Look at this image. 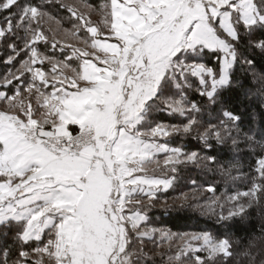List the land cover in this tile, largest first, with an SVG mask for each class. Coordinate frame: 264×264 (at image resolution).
<instances>
[{
    "label": "snow or ice",
    "instance_id": "6c2138e0",
    "mask_svg": "<svg viewBox=\"0 0 264 264\" xmlns=\"http://www.w3.org/2000/svg\"><path fill=\"white\" fill-rule=\"evenodd\" d=\"M0 48V264H264V0H0Z\"/></svg>",
    "mask_w": 264,
    "mask_h": 264
},
{
    "label": "trees",
    "instance_id": "16d2710c",
    "mask_svg": "<svg viewBox=\"0 0 264 264\" xmlns=\"http://www.w3.org/2000/svg\"><path fill=\"white\" fill-rule=\"evenodd\" d=\"M94 4H99L102 0H91ZM0 52H6V49L0 48ZM3 57H0L2 59ZM4 65L0 64V73L4 71ZM188 175H197L195 170H189ZM217 188L219 191H224L225 182L222 178L217 177ZM179 190L187 191L188 188L185 182H181ZM231 190V189H229ZM177 192L169 191L163 195L173 196L177 195ZM251 216L246 222H237L233 225L232 231L239 236L244 243H247V240L251 236H259V228H260V216L259 213L252 209L250 210ZM153 217V221L160 227L171 228L173 231H194L199 230L201 228H209L213 227V222L208 220L205 217L199 215V213L192 210H184L179 212L171 213L170 215H164L159 210L151 213ZM259 259V257H258Z\"/></svg>",
    "mask_w": 264,
    "mask_h": 264
},
{
    "label": "rangeland",
    "instance_id": "374dc122",
    "mask_svg": "<svg viewBox=\"0 0 264 264\" xmlns=\"http://www.w3.org/2000/svg\"><path fill=\"white\" fill-rule=\"evenodd\" d=\"M93 19H94V20H98V19H99V17H95V16H94V17H93Z\"/></svg>",
    "mask_w": 264,
    "mask_h": 264
}]
</instances>
